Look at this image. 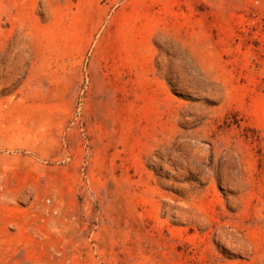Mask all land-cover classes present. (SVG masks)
I'll list each match as a JSON object with an SVG mask.
<instances>
[{
	"label": "rangeland",
	"instance_id": "374dc122",
	"mask_svg": "<svg viewBox=\"0 0 264 264\" xmlns=\"http://www.w3.org/2000/svg\"><path fill=\"white\" fill-rule=\"evenodd\" d=\"M0 264H264V0H0Z\"/></svg>",
	"mask_w": 264,
	"mask_h": 264
}]
</instances>
